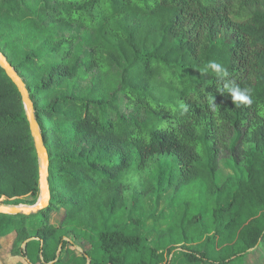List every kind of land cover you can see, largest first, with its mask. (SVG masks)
<instances>
[{"label":"trees","instance_id":"16d2710c","mask_svg":"<svg viewBox=\"0 0 264 264\" xmlns=\"http://www.w3.org/2000/svg\"><path fill=\"white\" fill-rule=\"evenodd\" d=\"M0 50L26 83L50 159V205L0 213L15 256L176 264L181 244L187 263L264 264V0H0ZM210 61L252 90L251 105L218 91ZM162 157L156 193L173 188L177 213L153 247L127 203L153 188L129 195L125 179ZM224 157L245 175L220 182ZM39 192L22 95L0 66V199L34 204ZM77 240L90 249L69 247Z\"/></svg>","mask_w":264,"mask_h":264},{"label":"rangeland","instance_id":"374dc122","mask_svg":"<svg viewBox=\"0 0 264 264\" xmlns=\"http://www.w3.org/2000/svg\"><path fill=\"white\" fill-rule=\"evenodd\" d=\"M164 161L165 157H162L143 170L130 172L125 179L127 187L126 192L129 195L136 193L138 188L141 190L148 187L153 188L152 192L143 198L139 199L138 195H136L135 198L129 197L127 201L129 206L133 208V217H139L142 220L141 233L148 238V244L153 247L159 246L160 231L166 230L170 226L177 213V202L175 203L172 200L174 195L173 188L167 187L161 195L156 193L157 187L156 182L153 179V175L156 168ZM242 168L243 167L237 165L231 158L224 157L220 160L218 179L221 182L222 179L228 178L229 176L245 175V171ZM5 199V197L1 198L0 204H7L4 202ZM21 203L32 204L27 200ZM179 204H182V202L179 201ZM61 216L62 213H54L51 218V222L59 224ZM30 231L33 232L32 228ZM0 242L2 243V247L0 248V264H30L23 257L15 256L12 253L18 248V246L15 245V234H10L9 236L0 238ZM69 247L76 248L79 252H82L84 249H90L91 246L88 242L77 240L74 245H69ZM182 250L183 246L181 244L177 245L171 255V260L176 262V264H192L187 263ZM253 259L257 260V257L255 256Z\"/></svg>","mask_w":264,"mask_h":264},{"label":"water","instance_id":"95a60500","mask_svg":"<svg viewBox=\"0 0 264 264\" xmlns=\"http://www.w3.org/2000/svg\"><path fill=\"white\" fill-rule=\"evenodd\" d=\"M0 66L6 71L7 75L17 85L21 95L22 101L25 107L27 120L31 135L34 140V146L36 149L38 162H39V197L34 204H0V213L15 215V214H26L30 215L37 213L50 205L51 201V190L49 182V166L50 159L47 147L45 146L44 139L41 133V127L37 120L35 107L33 100L31 99L30 92L24 82L23 78L19 75L15 67L9 62L6 55L0 50ZM61 253V247L58 254ZM90 264V262H88Z\"/></svg>","mask_w":264,"mask_h":264},{"label":"clouds","instance_id":"9594fccd","mask_svg":"<svg viewBox=\"0 0 264 264\" xmlns=\"http://www.w3.org/2000/svg\"><path fill=\"white\" fill-rule=\"evenodd\" d=\"M204 73L211 71L215 74L218 81V91L221 94H226L231 97L235 105L247 104L251 105L252 100V90L248 87H241L235 82L229 79V74L227 70L215 61H210L204 68ZM209 107L215 109L218 107L215 101V97L209 94Z\"/></svg>","mask_w":264,"mask_h":264}]
</instances>
